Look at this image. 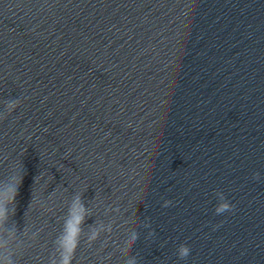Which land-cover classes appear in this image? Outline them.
<instances>
[{"label": "clouds", "instance_id": "9594fccd", "mask_svg": "<svg viewBox=\"0 0 264 264\" xmlns=\"http://www.w3.org/2000/svg\"><path fill=\"white\" fill-rule=\"evenodd\" d=\"M20 104L18 99L5 102V111L0 113V119H6ZM254 179H259V173L253 174ZM24 172L17 173L10 171L3 180H0V264H18L16 257L21 254V249L25 246V227L19 231L16 224H9L10 218L15 214L16 196L23 183ZM35 181V178H34ZM218 204L215 207L217 215L229 212L234 208L222 192L216 193ZM170 203L165 201V206ZM91 213L85 206L82 193H75L67 207V214L63 228L54 240L55 252L50 257L49 264H72L75 251L80 243L83 226L86 218ZM88 241L91 243L99 238L102 232H111L112 225L105 226L103 223H94L88 226ZM139 234L132 231L124 242V247L120 251L126 256L124 264H137L134 255H127L128 252L138 243ZM190 248L185 244H180L177 254L180 259H185L190 254Z\"/></svg>", "mask_w": 264, "mask_h": 264}]
</instances>
